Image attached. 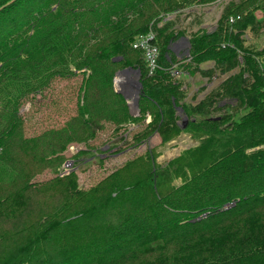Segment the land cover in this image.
Segmentation results:
<instances>
[{
	"label": "trees",
	"instance_id": "1",
	"mask_svg": "<svg viewBox=\"0 0 264 264\" xmlns=\"http://www.w3.org/2000/svg\"><path fill=\"white\" fill-rule=\"evenodd\" d=\"M216 1L0 0V264H264V0L228 3L187 57L169 51L183 34L166 19ZM149 34L152 74L132 48ZM125 69L139 72L137 117L114 90ZM181 74L200 93L219 82L188 102ZM77 76L75 115L27 136L23 105ZM126 125L142 126L120 136L128 149L180 133L196 146L164 166L148 149L88 190L56 175L71 144L85 162L105 126Z\"/></svg>",
	"mask_w": 264,
	"mask_h": 264
},
{
	"label": "rangeland",
	"instance_id": "2",
	"mask_svg": "<svg viewBox=\"0 0 264 264\" xmlns=\"http://www.w3.org/2000/svg\"><path fill=\"white\" fill-rule=\"evenodd\" d=\"M230 2L236 4L239 0H217L215 3L206 7H192L177 15L170 16L165 22H167V25H172L174 30L181 32L183 34L182 37L185 35L190 37L201 32L200 28L204 24L209 25L207 29L210 31L215 25V20L221 16L224 7ZM159 26L161 28L163 25ZM182 37L175 39L169 45L170 53L172 54L175 51L174 56L178 60H182L188 55L184 42L180 41ZM186 64H188V60L183 61L180 66H185ZM208 66L210 65H205L202 68ZM182 74L179 78L184 80V84L186 85L188 102L196 103L219 82L217 80L212 81L206 90L200 93L199 90L206 81L202 80L197 74L192 78H187ZM127 77L132 80L135 79L132 74ZM116 78L115 75L113 86L115 89H120L119 84L115 83ZM124 78L119 77L116 82H120L121 80L123 82ZM80 81V76L67 81L57 80L41 96H37L33 101L23 105L21 114L25 118V132L27 136L40 134L50 128H59L66 120L75 115ZM131 91L129 89V92ZM30 104H32L31 107ZM127 104L129 105L131 116L137 117L138 109L134 107L133 102L129 99ZM177 115L179 117L178 124H183L184 116L180 112ZM149 122L150 118L147 117L144 124L147 125ZM141 127L137 125H126L124 129L122 128L118 133H114V126H105L104 130L97 134L95 140L90 142L93 150L89 152L88 156H86L87 158H84L85 162L82 163H77L74 158L80 151H85L88 146L81 143L71 144L64 153L65 162L61 165L56 175L59 178H63L72 174L77 187L88 190L100 183V181L125 161L143 154L148 149H155L157 154L156 164L164 166L181 155L182 152L196 146V143L188 134L180 133L165 145H160V139L155 136L146 145L128 149L127 145H123L119 140L120 136L128 134V138H130L132 133L141 130ZM53 177H55L54 174L45 172L37 176L34 181L40 183ZM176 184L179 183L176 182Z\"/></svg>",
	"mask_w": 264,
	"mask_h": 264
},
{
	"label": "water",
	"instance_id": "3",
	"mask_svg": "<svg viewBox=\"0 0 264 264\" xmlns=\"http://www.w3.org/2000/svg\"><path fill=\"white\" fill-rule=\"evenodd\" d=\"M185 47L188 48V41L187 40H183ZM134 75L135 79L134 80H128L126 77L129 75ZM116 79H118L119 77H125L124 80H128V84L122 82V80L120 82H116L118 83L120 89H115V92L122 95L124 97V99L126 101H128L129 99L133 102L134 107H137L138 104V97H139V93L141 91V84L139 82V72L135 71L133 69H125L123 71H120L116 74ZM129 89H131L132 91L129 92ZM129 106V105H128ZM178 112H181V110H178ZM186 125V118L184 117L183 120V125L182 128H184Z\"/></svg>",
	"mask_w": 264,
	"mask_h": 264
},
{
	"label": "built area",
	"instance_id": "4",
	"mask_svg": "<svg viewBox=\"0 0 264 264\" xmlns=\"http://www.w3.org/2000/svg\"><path fill=\"white\" fill-rule=\"evenodd\" d=\"M153 38V34H149L145 37L137 38L132 44L133 49L139 50L142 53L149 74L159 69L157 64L159 52L157 47L152 43ZM173 75L177 76L178 74L174 72Z\"/></svg>",
	"mask_w": 264,
	"mask_h": 264
},
{
	"label": "crops",
	"instance_id": "5",
	"mask_svg": "<svg viewBox=\"0 0 264 264\" xmlns=\"http://www.w3.org/2000/svg\"><path fill=\"white\" fill-rule=\"evenodd\" d=\"M210 12H211V11H210ZM208 13H209V12H208ZM257 16H258V18H259L262 22H264V13H258ZM219 18H220V16L215 20V25H214L213 28H215L216 23H217V21L219 20ZM208 27H209L208 24H204V25H202L201 28H200V29H201V32H202V31H207V32H208V29H207ZM211 28H212V27H211ZM213 28H212V29H213ZM261 32H264V29H261ZM189 38H190V37H187V36L185 35L184 37L181 38L180 41H183L184 39H185V40H188ZM172 50H175V49H172ZM171 52H172V51H171ZM174 52H175V51L172 52L173 55H174ZM176 52H177V51H176ZM127 79H128V80H132V79H129V77H127ZM116 80H117V79H116ZM128 80H124V81H126V82H124V81H123V82H124V83H128Z\"/></svg>",
	"mask_w": 264,
	"mask_h": 264
}]
</instances>
